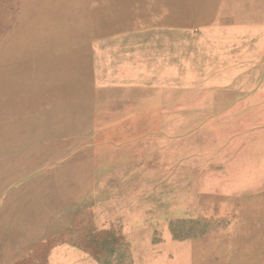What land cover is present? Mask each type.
<instances>
[{"label":"rangeland","instance_id":"rangeland-1","mask_svg":"<svg viewBox=\"0 0 264 264\" xmlns=\"http://www.w3.org/2000/svg\"><path fill=\"white\" fill-rule=\"evenodd\" d=\"M0 264H264V0H0Z\"/></svg>","mask_w":264,"mask_h":264},{"label":"crops","instance_id":"crops-1","mask_svg":"<svg viewBox=\"0 0 264 264\" xmlns=\"http://www.w3.org/2000/svg\"><path fill=\"white\" fill-rule=\"evenodd\" d=\"M176 33H172V40L174 39ZM170 48H166L165 49V53L163 51L160 50V47L157 49L158 50V55H160L161 52V56L167 55V60H169L170 62H174L175 61V57L177 56L174 51L172 52H168Z\"/></svg>","mask_w":264,"mask_h":264}]
</instances>
